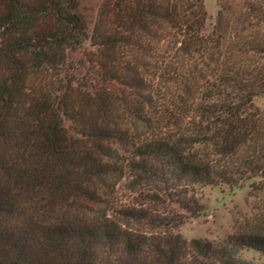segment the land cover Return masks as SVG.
<instances>
[{
    "label": "trees",
    "instance_id": "trees-1",
    "mask_svg": "<svg viewBox=\"0 0 264 264\" xmlns=\"http://www.w3.org/2000/svg\"><path fill=\"white\" fill-rule=\"evenodd\" d=\"M207 19L204 0H0V264H264V228L151 235L116 206L124 179L180 219L202 188L264 185V0Z\"/></svg>",
    "mask_w": 264,
    "mask_h": 264
},
{
    "label": "rangeland",
    "instance_id": "rangeland-1",
    "mask_svg": "<svg viewBox=\"0 0 264 264\" xmlns=\"http://www.w3.org/2000/svg\"><path fill=\"white\" fill-rule=\"evenodd\" d=\"M204 6L208 13L205 31L210 33L221 9V0H204ZM256 104L264 108V98H257ZM125 182L126 179L119 186L116 206L136 207L153 213L157 218L155 222L149 225L133 224L136 230L151 235L170 230L182 234L187 240L201 238L220 242L241 227L264 228V185L253 183V180L242 187L230 188L221 184L200 189L197 199L201 205V215H187L182 219L175 215L178 211L173 205L155 202L146 192H134L125 187Z\"/></svg>",
    "mask_w": 264,
    "mask_h": 264
}]
</instances>
